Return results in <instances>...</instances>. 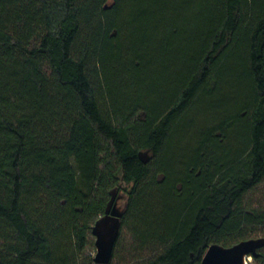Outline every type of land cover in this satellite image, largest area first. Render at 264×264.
<instances>
[{
  "label": "trees",
  "instance_id": "obj_1",
  "mask_svg": "<svg viewBox=\"0 0 264 264\" xmlns=\"http://www.w3.org/2000/svg\"><path fill=\"white\" fill-rule=\"evenodd\" d=\"M184 1L0 0V264H97L92 227L123 183L132 187L111 261L125 229L147 251L136 264H201L208 245L264 228V207L245 200L264 192V0H204L191 57L159 76L151 52L165 63L180 47L159 38L157 12L163 20ZM232 48L249 96L206 116L195 160L175 174L169 151ZM166 189L189 191L181 215L205 201L158 227L149 202ZM253 260L264 264V247Z\"/></svg>",
  "mask_w": 264,
  "mask_h": 264
},
{
  "label": "rangeland",
  "instance_id": "obj_2",
  "mask_svg": "<svg viewBox=\"0 0 264 264\" xmlns=\"http://www.w3.org/2000/svg\"><path fill=\"white\" fill-rule=\"evenodd\" d=\"M187 1L189 3L186 2L183 7L173 8L166 12L164 16L165 19L163 20L160 19L161 15L157 12V20L160 22L158 28L160 31L159 38L162 41V38L164 39L167 36L180 47L179 49L173 47L172 56L169 57V60L165 63H161L162 57L158 49L151 52L152 58H155L154 67H152V69L164 71L163 73L158 72L159 76L165 73V68H169V70L183 69L185 61L191 57L192 49L196 47L201 40V33L206 30L207 24L205 22V17L207 13L202 5L204 0ZM258 1L259 0H253L254 4ZM161 23L163 27H161ZM171 30H178L176 31L177 35L172 36ZM245 70V63L241 50L232 48L230 55L226 59L218 85L211 93L205 94L202 106L194 108L193 112H191L192 114L185 119L181 126V131L178 134V138L175 139L169 151L167 163L171 170L179 171L178 173L175 172V174L181 173L180 170L184 168L186 163L195 160L193 147L195 146V141L203 135L202 131L205 126L204 121L206 116H215V112H218L221 116L223 109L233 110L235 105L238 106L240 100L249 96L250 91L246 84ZM173 76L172 73L170 77ZM166 80L158 83L157 92L159 91V93H162L167 98L171 92L168 89V82ZM118 91V96L124 92L122 89ZM200 129L202 130L200 131ZM131 187L132 184L123 183L120 189L115 193L116 207L120 211L125 208ZM163 192L165 194H162ZM163 192L161 190L158 193L154 192V197L152 199V196L150 197L153 201L150 200L149 202V205L153 207L150 219L155 220L158 227L166 226L169 229L172 228L173 225H175V221L179 219V216L181 219L185 218V220H190L197 208L205 201V196L201 194L194 206L185 209V212L181 215V211L184 210L183 208L189 198V191L177 198L169 197V189L163 190ZM245 200L249 201L252 207H264L263 185L251 191L249 195L245 196ZM253 237H264V228L254 234ZM146 252L147 251H141L136 247V242L130 232L125 229L122 232L119 247L110 264H136ZM250 257L251 262H248V264H258L253 260L252 256Z\"/></svg>",
  "mask_w": 264,
  "mask_h": 264
},
{
  "label": "water",
  "instance_id": "obj_3",
  "mask_svg": "<svg viewBox=\"0 0 264 264\" xmlns=\"http://www.w3.org/2000/svg\"><path fill=\"white\" fill-rule=\"evenodd\" d=\"M139 158L146 162V152H139ZM116 189L110 191V200L104 214L98 218L92 233L95 237V254L93 260L97 264L111 262L115 242L120 231L122 211L116 207ZM264 247V237L241 240L231 246L213 243L207 246L201 264H246L245 257L256 256L257 250Z\"/></svg>",
  "mask_w": 264,
  "mask_h": 264
},
{
  "label": "built area",
  "instance_id": "obj_4",
  "mask_svg": "<svg viewBox=\"0 0 264 264\" xmlns=\"http://www.w3.org/2000/svg\"><path fill=\"white\" fill-rule=\"evenodd\" d=\"M250 263L251 262V257L250 256H247V257H245V263Z\"/></svg>",
  "mask_w": 264,
  "mask_h": 264
},
{
  "label": "bare ground",
  "instance_id": "obj_5",
  "mask_svg": "<svg viewBox=\"0 0 264 264\" xmlns=\"http://www.w3.org/2000/svg\"><path fill=\"white\" fill-rule=\"evenodd\" d=\"M246 264H248V263H246Z\"/></svg>",
  "mask_w": 264,
  "mask_h": 264
}]
</instances>
